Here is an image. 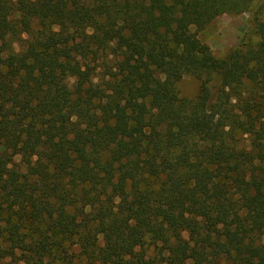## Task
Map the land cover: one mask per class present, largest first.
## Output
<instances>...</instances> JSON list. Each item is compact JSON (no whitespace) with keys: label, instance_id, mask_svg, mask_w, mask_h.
I'll return each instance as SVG.
<instances>
[{"label":"trees","instance_id":"trees-1","mask_svg":"<svg viewBox=\"0 0 264 264\" xmlns=\"http://www.w3.org/2000/svg\"><path fill=\"white\" fill-rule=\"evenodd\" d=\"M0 264H264V0H0Z\"/></svg>","mask_w":264,"mask_h":264},{"label":"rangeland","instance_id":"rangeland-1","mask_svg":"<svg viewBox=\"0 0 264 264\" xmlns=\"http://www.w3.org/2000/svg\"><path fill=\"white\" fill-rule=\"evenodd\" d=\"M253 15L250 12L240 15L224 14L210 23L205 29L198 31L200 40L208 44L217 57H225L229 51L250 40L258 41V37L251 30ZM199 80L186 76L180 82V89L184 96H194L199 90Z\"/></svg>","mask_w":264,"mask_h":264}]
</instances>
